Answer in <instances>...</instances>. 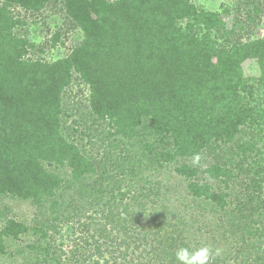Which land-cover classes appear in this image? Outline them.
<instances>
[{
	"label": "trees",
	"instance_id": "trees-1",
	"mask_svg": "<svg viewBox=\"0 0 264 264\" xmlns=\"http://www.w3.org/2000/svg\"><path fill=\"white\" fill-rule=\"evenodd\" d=\"M234 5L0 0V264H264V37L242 33L264 0ZM48 11L39 44L27 14Z\"/></svg>",
	"mask_w": 264,
	"mask_h": 264
},
{
	"label": "rangeland",
	"instance_id": "rangeland-1",
	"mask_svg": "<svg viewBox=\"0 0 264 264\" xmlns=\"http://www.w3.org/2000/svg\"><path fill=\"white\" fill-rule=\"evenodd\" d=\"M195 1L198 2V4L202 5L204 8L222 12L224 17L228 18V21H229L228 23L229 24L231 23L230 19H232L233 15L224 14V11L226 10V8L233 10L235 8V5H234L235 0H195ZM17 10H20L24 15V11L21 8H18ZM43 15L44 16L46 15V17L48 18L45 17L44 21L34 22L35 18L33 19V17L27 14L28 21H29L27 35L32 41H36L39 44L43 43L44 41H48L50 39L51 34L53 31L56 30L59 24V19H60V16L58 13H55L54 15H52V13L48 11V12H45ZM243 27H245V29L242 30V33L245 34L244 39L248 38V36L264 37V20L262 18L259 20H256L255 22H251L250 24L247 22V24H245ZM81 35H82L81 31L69 32L68 34L63 35L61 37V40H65L66 44H62V42L59 41L57 44V47L55 48L49 47L47 49L46 54H44L43 56L47 59L55 60L59 56L66 55L67 53L70 52L74 43L76 41L78 42L79 37ZM258 70L259 69H258L257 63L254 61L247 62L245 64V72H246V75L248 76L258 74L259 73ZM73 90H74V95H77L81 99L84 98V92L80 89L78 85H76L73 88ZM9 202H10V205L13 206L16 211L18 210L21 213L20 215L22 216L25 214H28L29 211L31 210V206L28 201H17V200L10 199ZM76 229L77 228L73 226V230L69 228L62 230L64 236L59 239H62L64 241L63 246H64V249L67 251H72L76 249L77 247L82 248L83 243H85V241L80 238L81 236H83V233L80 230L76 231ZM5 258L9 259L8 255Z\"/></svg>",
	"mask_w": 264,
	"mask_h": 264
},
{
	"label": "clouds",
	"instance_id": "clouds-1",
	"mask_svg": "<svg viewBox=\"0 0 264 264\" xmlns=\"http://www.w3.org/2000/svg\"><path fill=\"white\" fill-rule=\"evenodd\" d=\"M199 157H196L198 162ZM220 254V250H216V255ZM178 264H208L211 255L209 247H201L195 251H190L187 247L179 248L176 253Z\"/></svg>",
	"mask_w": 264,
	"mask_h": 264
}]
</instances>
